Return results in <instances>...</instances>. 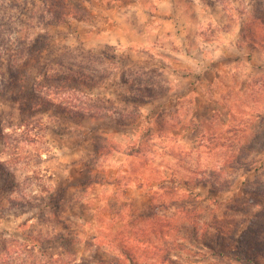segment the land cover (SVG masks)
<instances>
[{
    "label": "rangeland",
    "instance_id": "374dc122",
    "mask_svg": "<svg viewBox=\"0 0 264 264\" xmlns=\"http://www.w3.org/2000/svg\"><path fill=\"white\" fill-rule=\"evenodd\" d=\"M68 1L0 0V264H264V0Z\"/></svg>",
    "mask_w": 264,
    "mask_h": 264
},
{
    "label": "crops",
    "instance_id": "0c3cea01",
    "mask_svg": "<svg viewBox=\"0 0 264 264\" xmlns=\"http://www.w3.org/2000/svg\"><path fill=\"white\" fill-rule=\"evenodd\" d=\"M145 10L148 11L150 16L152 15V18L156 17L158 14L166 15L168 17L166 18L168 19L166 20L168 22L167 25H169V27L168 26L166 27L168 31H172L175 32V34H177L178 30H180L179 28H175L177 26V22L174 21V17L176 16L175 12L178 10L177 0H159L157 3V7L154 10L148 9L147 7H145ZM177 16L178 18L182 19L180 23L182 32L180 33V35L184 33V35L182 36H185L186 38L188 23L186 22V19L184 17L185 15L181 17V13H179L177 14ZM173 21L174 23H172Z\"/></svg>",
    "mask_w": 264,
    "mask_h": 264
},
{
    "label": "trees",
    "instance_id": "16d2710c",
    "mask_svg": "<svg viewBox=\"0 0 264 264\" xmlns=\"http://www.w3.org/2000/svg\"><path fill=\"white\" fill-rule=\"evenodd\" d=\"M50 2H51V7H50V9L48 10V12H50V13H58L57 11H62V9L60 8V10L59 9H57L56 7H58L59 5H60V3L62 2V1H64L65 3H66V5H67V8H69V4H70V1H68V0H62L61 2H60V0H49ZM69 10V9H68ZM70 11V10H69ZM61 13V12H60ZM63 13V12H62ZM43 47L44 46H41V47H38V45L36 46V47H33V48H35V50H43ZM44 79L45 80H49V77H44ZM61 80H63V82L64 83H67V82H70V81H72L71 80V78L70 77H64V78H62ZM59 88V87H58ZM57 88V89H58ZM60 90H61V88H59ZM36 98V97H35ZM202 186H204V187H208L209 185H210V187H211V189H210V191L213 193V192H218V191H222V188L221 187H219V184L218 185H214V184H212V181L209 183V182H207V181H203L202 182V184H201ZM223 187V186H222ZM255 188H258V191L259 192H261V193H263L264 194V185L263 186H261V185H256V187ZM256 191V189H254L253 187L251 188L250 187V189H244L243 190V192L247 195V194H249V193H253V192H255ZM125 253V255L128 257V259H129V261H130V263L131 264H137V262H135L136 260L133 258V255L131 254V253H129V251H125L124 252Z\"/></svg>",
    "mask_w": 264,
    "mask_h": 264
}]
</instances>
